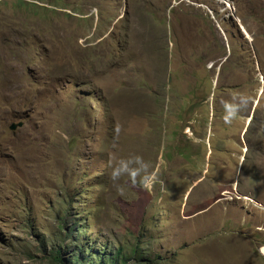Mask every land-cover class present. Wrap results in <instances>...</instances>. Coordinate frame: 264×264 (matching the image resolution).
<instances>
[{"label": "rangeland", "instance_id": "1", "mask_svg": "<svg viewBox=\"0 0 264 264\" xmlns=\"http://www.w3.org/2000/svg\"><path fill=\"white\" fill-rule=\"evenodd\" d=\"M248 1L0 0V264H264Z\"/></svg>", "mask_w": 264, "mask_h": 264}, {"label": "trees", "instance_id": "2", "mask_svg": "<svg viewBox=\"0 0 264 264\" xmlns=\"http://www.w3.org/2000/svg\"><path fill=\"white\" fill-rule=\"evenodd\" d=\"M258 3H263V1L261 2L260 0H249L248 1V4L250 6L247 9H245V10H241V8H240V6L238 4L236 5L237 7H235V15H237L241 19V21L243 22V25L246 26L247 29H248V26H247V22L246 21H247V19H250L247 16L251 15L254 20H261L264 17L260 13V11L257 9ZM229 16L230 17L228 19H225V20L227 22L231 23L232 25H234V27H235V29H236V31L238 33H241V29H240L239 25L237 24L236 20L231 15H229ZM248 31L251 32L250 29H248ZM140 249L138 250V248H135L133 250V252L139 253L137 255L139 256V259H142L140 261V263H143L144 262V259H145V257H144L145 255L143 254L144 251L143 250H140ZM59 254L60 253H58L55 256V259L61 261V259L59 257ZM119 256H120V252H118V255L116 257V260L119 258Z\"/></svg>", "mask_w": 264, "mask_h": 264}, {"label": "water", "instance_id": "3", "mask_svg": "<svg viewBox=\"0 0 264 264\" xmlns=\"http://www.w3.org/2000/svg\"><path fill=\"white\" fill-rule=\"evenodd\" d=\"M220 1H223L224 3H226V4H229L228 2H227V0H220ZM229 6H230V4H229ZM240 26H241V28L243 29V31L245 32V33H247L246 32V30L244 29V27L241 25V23H240ZM248 34V33H247ZM22 125V122H19V123H13L12 125H11V129L12 130H15L17 127H19V126H21Z\"/></svg>", "mask_w": 264, "mask_h": 264}, {"label": "clouds", "instance_id": "4", "mask_svg": "<svg viewBox=\"0 0 264 264\" xmlns=\"http://www.w3.org/2000/svg\"><path fill=\"white\" fill-rule=\"evenodd\" d=\"M232 14H233V15H231V16H235L236 19H235V18H234V19L237 20V17H236V15H235V11H234ZM238 25H239L240 29H242L241 26H240V24H238ZM241 25L244 27V25H243L242 23H241ZM244 29H245V27H244ZM245 30H246V29H245ZM241 31H243V29H242ZM243 32H244V31H243ZM246 32H247V31H246ZM244 33H245V32H244ZM247 33H248V32H247ZM247 33H245V34L247 35Z\"/></svg>", "mask_w": 264, "mask_h": 264}]
</instances>
